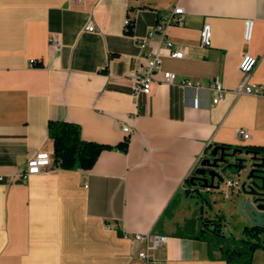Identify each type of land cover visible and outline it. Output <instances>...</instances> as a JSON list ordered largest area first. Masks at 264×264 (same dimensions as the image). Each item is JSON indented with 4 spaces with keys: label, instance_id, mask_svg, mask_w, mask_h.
Returning a JSON list of instances; mask_svg holds the SVG:
<instances>
[{
    "label": "crops",
    "instance_id": "0c3cea01",
    "mask_svg": "<svg viewBox=\"0 0 264 264\" xmlns=\"http://www.w3.org/2000/svg\"><path fill=\"white\" fill-rule=\"evenodd\" d=\"M177 6L184 23L166 32L184 56L171 57L158 34L143 50L138 39ZM206 22L210 47L200 41ZM151 50L161 71L204 86L166 83L158 73L151 94L135 98L134 74ZM245 53L258 58L250 82L264 84V0H0V264H145L126 238L132 233L166 238L149 252L160 264H226L197 236L201 216H223L225 231L229 219L235 233L250 227L234 191L229 217L204 216L205 205L213 208L207 199L198 215H177L181 197L217 192L191 182L214 146L264 148V99L234 92ZM214 81L226 89L217 103ZM50 121L76 124L84 140L108 149L89 170L56 167L23 180L32 156L54 153Z\"/></svg>",
    "mask_w": 264,
    "mask_h": 264
},
{
    "label": "built area",
    "instance_id": "2783aa9c",
    "mask_svg": "<svg viewBox=\"0 0 264 264\" xmlns=\"http://www.w3.org/2000/svg\"><path fill=\"white\" fill-rule=\"evenodd\" d=\"M185 10L181 6H177L171 10V12L165 17L164 24H158L155 28L150 31L143 38L138 39L139 45L143 50H146L154 37L158 34L161 37V41L165 44L166 49L169 51L171 57L182 58L184 52L181 50L174 49V43L169 39L166 28L172 25H182L184 23L183 14ZM125 30L127 32L131 31L132 21L126 19L124 22ZM90 32L95 31L93 24H90L86 27ZM253 34V20L247 19L245 21V30H244V39L246 42H249ZM201 45L203 47H210L212 41V29L209 23H204L201 31ZM49 44L52 47L61 49V46L58 44L56 38L51 37L49 39ZM145 68L143 70L136 71L134 74V83L132 86V93L135 98H138L140 95H149L152 92V87L155 82L156 76L158 73H161L163 80L166 83L174 84L177 83L183 87H195L201 88L204 86L202 82L193 81L189 78L179 79L178 75L170 71H161V54L156 51H147L145 53ZM35 61H31V65H34ZM258 63V58L252 56L249 53H245L242 57V60L239 65V70L243 74L242 83L234 91L237 95H250V96H261L264 99V84L250 82L251 75ZM211 88L215 91L216 96L213 100L214 103H217L226 92V89L219 81H214L211 83ZM123 131L128 133L130 130L129 127H124ZM240 135L244 139H248L250 134L245 130L239 131ZM57 165L54 163V159L51 153L47 151H40L34 156H32L28 161V169L21 174V179L25 180L30 175H36L43 172H47L56 168ZM228 186L232 185V182H228ZM228 195V194H227ZM126 238H129L134 246H136L137 252L135 253V258H138L144 261L145 264H160V262L150 256L151 248H162L165 245L166 238L159 234H150V233H132L126 235Z\"/></svg>",
    "mask_w": 264,
    "mask_h": 264
},
{
    "label": "trees",
    "instance_id": "16d2710c",
    "mask_svg": "<svg viewBox=\"0 0 264 264\" xmlns=\"http://www.w3.org/2000/svg\"><path fill=\"white\" fill-rule=\"evenodd\" d=\"M48 130L54 142V163L61 169L89 170L95 165L100 154L108 149L103 144L84 140L81 137L80 127L73 123L50 121ZM231 147L264 154L262 147ZM126 148L127 142L119 146V149L122 150H126ZM223 219V216L212 220L201 216V229L197 237H203L211 245L217 246L221 253V259L226 264H253L256 251H264V225L262 227H245L242 237L234 238L232 235L226 236Z\"/></svg>",
    "mask_w": 264,
    "mask_h": 264
},
{
    "label": "water",
    "instance_id": "95a60500",
    "mask_svg": "<svg viewBox=\"0 0 264 264\" xmlns=\"http://www.w3.org/2000/svg\"><path fill=\"white\" fill-rule=\"evenodd\" d=\"M197 181L215 191L220 190L221 184L232 182L237 186L239 213L252 227L264 225V154L216 145L195 170L191 182Z\"/></svg>",
    "mask_w": 264,
    "mask_h": 264
},
{
    "label": "rangeland",
    "instance_id": "374dc122",
    "mask_svg": "<svg viewBox=\"0 0 264 264\" xmlns=\"http://www.w3.org/2000/svg\"><path fill=\"white\" fill-rule=\"evenodd\" d=\"M200 188V187H199ZM227 190H229L227 188V186L225 184H223L221 186V189L220 191H217L215 192L212 197L210 194H207V195H202V197H198L197 200H192V199H186L184 197H181V201H180V208H179V211H178V217L179 216H183V215H186L187 213H191L192 210H195V214L197 213L198 215V212H199V209L200 207L202 206L203 204V200L204 199H207L208 202L210 203V206L213 208L210 209L209 207L206 208V205L204 206V216L205 214L208 215V217H211L213 218V216L219 212L221 213H224L227 217L230 216L229 214V210L228 208L230 207V197L232 196L233 192L232 190L230 189L229 190V195L227 196ZM214 199L213 201L211 199ZM200 204V205H199ZM198 205V207H196ZM228 225H227V230L225 231L226 233V236H233L234 238H240L242 237V232H238V233H235V229L233 228L232 226V220L229 219L228 221ZM232 231L233 234H229L228 231ZM254 264H264V251L263 250H258L254 256Z\"/></svg>",
    "mask_w": 264,
    "mask_h": 264
},
{
    "label": "flooded vegetation",
    "instance_id": "af4514ba",
    "mask_svg": "<svg viewBox=\"0 0 264 264\" xmlns=\"http://www.w3.org/2000/svg\"><path fill=\"white\" fill-rule=\"evenodd\" d=\"M263 154H260V156H262ZM197 184H199V185H201L202 186V182L201 181H197ZM226 186H227V188L230 190H232V191H234V193L236 192V189H237V186H235L233 183H232V185L231 186H228L227 184H228V182H225L224 183ZM223 184H221L220 185V189H221V186H222ZM220 191V190H219ZM229 192V191H228Z\"/></svg>",
    "mask_w": 264,
    "mask_h": 264
},
{
    "label": "bare ground",
    "instance_id": "6f19581e",
    "mask_svg": "<svg viewBox=\"0 0 264 264\" xmlns=\"http://www.w3.org/2000/svg\"><path fill=\"white\" fill-rule=\"evenodd\" d=\"M52 156H53V154H52ZM53 159H54V157H53Z\"/></svg>",
    "mask_w": 264,
    "mask_h": 264
}]
</instances>
